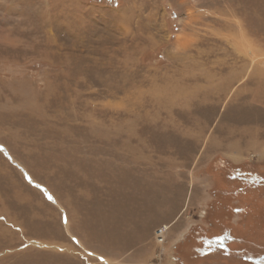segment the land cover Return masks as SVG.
Masks as SVG:
<instances>
[{
	"label": "rangeland",
	"instance_id": "1",
	"mask_svg": "<svg viewBox=\"0 0 264 264\" xmlns=\"http://www.w3.org/2000/svg\"><path fill=\"white\" fill-rule=\"evenodd\" d=\"M0 264H264V0H0Z\"/></svg>",
	"mask_w": 264,
	"mask_h": 264
},
{
	"label": "built area",
	"instance_id": "2",
	"mask_svg": "<svg viewBox=\"0 0 264 264\" xmlns=\"http://www.w3.org/2000/svg\"><path fill=\"white\" fill-rule=\"evenodd\" d=\"M163 233H164V230L161 229V228L158 229L157 232H156V238H157L158 240H161L160 242L163 241V237H162Z\"/></svg>",
	"mask_w": 264,
	"mask_h": 264
},
{
	"label": "trees",
	"instance_id": "3",
	"mask_svg": "<svg viewBox=\"0 0 264 264\" xmlns=\"http://www.w3.org/2000/svg\"><path fill=\"white\" fill-rule=\"evenodd\" d=\"M234 179V178H233ZM259 185V184H258ZM257 183H254L253 184V187L257 188L256 186H258Z\"/></svg>",
	"mask_w": 264,
	"mask_h": 264
},
{
	"label": "bare ground",
	"instance_id": "4",
	"mask_svg": "<svg viewBox=\"0 0 264 264\" xmlns=\"http://www.w3.org/2000/svg\"><path fill=\"white\" fill-rule=\"evenodd\" d=\"M240 48V47H239ZM165 229H167V228H165Z\"/></svg>",
	"mask_w": 264,
	"mask_h": 264
}]
</instances>
